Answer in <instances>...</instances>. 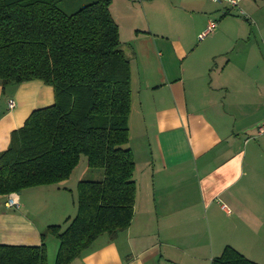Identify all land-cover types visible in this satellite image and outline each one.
<instances>
[{"label": "crops", "instance_id": "0c3cea01", "mask_svg": "<svg viewBox=\"0 0 264 264\" xmlns=\"http://www.w3.org/2000/svg\"><path fill=\"white\" fill-rule=\"evenodd\" d=\"M112 13L133 72L135 215L71 264H212L227 246L264 264V0H113ZM55 103L43 81L0 83V154ZM76 170L15 193L19 206L0 196V245L40 246L49 226L66 229L79 211L67 187ZM47 247L56 264L59 240Z\"/></svg>", "mask_w": 264, "mask_h": 264}, {"label": "trees", "instance_id": "16d2710c", "mask_svg": "<svg viewBox=\"0 0 264 264\" xmlns=\"http://www.w3.org/2000/svg\"><path fill=\"white\" fill-rule=\"evenodd\" d=\"M64 1L0 0V83L39 80L56 95L54 105L35 110L13 132L0 154V196L62 184L83 156L104 176L78 184L79 211L66 229L49 226L40 246L0 245V264H49L50 237L60 242L56 264H71L100 237L128 230L135 215L133 72L113 0H95L73 14ZM212 264L258 263L227 246Z\"/></svg>", "mask_w": 264, "mask_h": 264}, {"label": "rangeland", "instance_id": "374dc122", "mask_svg": "<svg viewBox=\"0 0 264 264\" xmlns=\"http://www.w3.org/2000/svg\"><path fill=\"white\" fill-rule=\"evenodd\" d=\"M94 1L95 0H65L64 2H62L61 6L68 14H73V13H76L78 10H80L84 5L93 3ZM247 22L251 23L252 20H249ZM252 39H253L252 42H257L258 41L257 34L253 35ZM103 176H104V172L101 169H90L88 167L87 157L83 156L80 167L76 170L71 183H68L67 187L71 188L69 190H78V184L82 180H94V181L101 180ZM78 197L79 196L77 193V199H75L76 202L78 201ZM77 214H78V210L75 215ZM62 225L65 226L66 224H62ZM50 263H52V260L49 261V264Z\"/></svg>", "mask_w": 264, "mask_h": 264}, {"label": "built area", "instance_id": "2783aa9c", "mask_svg": "<svg viewBox=\"0 0 264 264\" xmlns=\"http://www.w3.org/2000/svg\"><path fill=\"white\" fill-rule=\"evenodd\" d=\"M215 2H227L232 8H236L239 6L241 0H213ZM218 27V23L216 21H211L208 29L204 32V34L201 36L202 39H205L206 37H208L210 34H212L216 28ZM10 109H15L17 106V102L15 100H11L10 101ZM264 134V126H261L258 130V135H263ZM8 204L10 207H16L19 206V201H18V197L14 194L10 195L9 200H8Z\"/></svg>", "mask_w": 264, "mask_h": 264}, {"label": "water", "instance_id": "95a60500", "mask_svg": "<svg viewBox=\"0 0 264 264\" xmlns=\"http://www.w3.org/2000/svg\"><path fill=\"white\" fill-rule=\"evenodd\" d=\"M231 15H232V16H241V13L235 11V12H233Z\"/></svg>", "mask_w": 264, "mask_h": 264}]
</instances>
